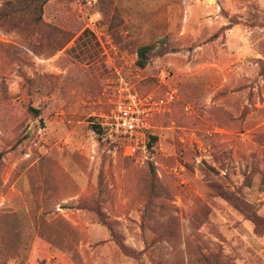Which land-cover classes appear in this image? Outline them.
Wrapping results in <instances>:
<instances>
[{"label": "rangeland", "instance_id": "374dc122", "mask_svg": "<svg viewBox=\"0 0 264 264\" xmlns=\"http://www.w3.org/2000/svg\"><path fill=\"white\" fill-rule=\"evenodd\" d=\"M0 264H264V0H0Z\"/></svg>", "mask_w": 264, "mask_h": 264}, {"label": "built area", "instance_id": "2783aa9c", "mask_svg": "<svg viewBox=\"0 0 264 264\" xmlns=\"http://www.w3.org/2000/svg\"><path fill=\"white\" fill-rule=\"evenodd\" d=\"M95 27L94 24L90 29L94 32ZM175 100L173 91H167L158 98L152 93L143 97L122 81L111 110L96 118L103 130V137L113 143L122 142L127 154L134 156L137 149L145 148L153 129L154 117L167 112Z\"/></svg>", "mask_w": 264, "mask_h": 264}, {"label": "trees", "instance_id": "16d2710c", "mask_svg": "<svg viewBox=\"0 0 264 264\" xmlns=\"http://www.w3.org/2000/svg\"><path fill=\"white\" fill-rule=\"evenodd\" d=\"M41 18V16H40ZM151 49L150 46H145V47H141L139 50H138V61H137V65L138 67H140L141 69H144L146 66H147V62H146V54L147 52ZM149 94V93H148ZM147 94V95H148ZM146 96V95H145ZM36 114H39L38 111H36ZM92 129L93 131L99 135L100 137H103V130L101 129L100 125L99 124H94L92 126ZM152 134V133H151ZM150 134V139H153L154 141L156 140L155 137H153L152 135Z\"/></svg>", "mask_w": 264, "mask_h": 264}]
</instances>
